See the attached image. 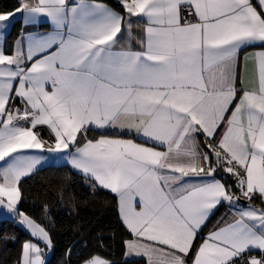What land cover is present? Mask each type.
<instances>
[{"label": "snow or ice", "instance_id": "obj_1", "mask_svg": "<svg viewBox=\"0 0 264 264\" xmlns=\"http://www.w3.org/2000/svg\"><path fill=\"white\" fill-rule=\"evenodd\" d=\"M120 6L20 0L0 13V208L51 248L49 232L17 205L20 181L46 159L29 150L58 154L93 188L116 195L133 237L126 256L264 264V0ZM17 14L25 31L6 52L4 32ZM250 47L260 50L241 63ZM224 204L231 216L197 245ZM19 264H45L37 243L23 244ZM84 264L110 262L96 255Z\"/></svg>", "mask_w": 264, "mask_h": 264}, {"label": "trees", "instance_id": "obj_2", "mask_svg": "<svg viewBox=\"0 0 264 264\" xmlns=\"http://www.w3.org/2000/svg\"><path fill=\"white\" fill-rule=\"evenodd\" d=\"M105 2L117 6L113 0ZM18 6V0H0V13L14 11ZM15 35L16 22L5 38V48ZM98 134L91 131L89 138ZM223 181L235 183L227 174H223ZM19 186L22 196L18 210L41 222L49 232L53 250L46 264H81L96 255L110 264H146L143 259L124 257V242L131 235L119 219L115 196L93 188L90 180L66 164L40 167L22 179ZM233 191L239 193L235 188ZM252 203L262 206L259 198ZM25 235L14 221L0 220V264L19 263L20 242Z\"/></svg>", "mask_w": 264, "mask_h": 264}, {"label": "crops", "instance_id": "obj_3", "mask_svg": "<svg viewBox=\"0 0 264 264\" xmlns=\"http://www.w3.org/2000/svg\"><path fill=\"white\" fill-rule=\"evenodd\" d=\"M114 2L117 3V6H113L111 3L109 2H106L109 4L110 7H113L115 10L117 11H120L121 10V6H120V0H113ZM20 2V0H18V3ZM16 22V35L14 37V39L8 44V46L5 48V38L7 36V34L9 33V31L11 30L12 26H13V23ZM49 29L47 28H44V29H41V31H48ZM25 31V26L23 24V20H22V15L21 14H17L15 20L11 21V26L8 28V31L7 33H4V36H3V40H2V43H3V47L5 49V51L7 52L9 50V48L11 46H13L15 44V41L21 36V34ZM260 50L259 47H255V48H248L246 49L244 52H241V63H243V57L246 53H250V52H253V51H258ZM251 68V65L249 64V69ZM37 131L40 133V136L44 139V140H47L49 142H52L53 140V137H52V134L50 133V131L47 129L46 126H38V129ZM95 132H98L97 130H93ZM120 138H125V139H135V136L133 134H128V135H125L123 133H119L117 132L116 133ZM30 154H35V155H44L46 157L45 161L42 162L41 165H49V164H52V165H60V164H66L71 170H73L75 173L81 175V176H84L82 173L78 172L77 170L73 169L71 167L70 164L67 163L66 160L64 159H60L58 154H49L47 152H43L41 153L39 150H29ZM40 165V166H41ZM38 168V167H37ZM85 177V176H84ZM100 188V187H99ZM102 189V188H100ZM109 193H111L109 190H106V189H103ZM112 195L115 196L116 198V203H117V210H118V215H119V219L122 223V225L124 226V228L126 229V231L130 234V232L127 230L126 226L123 224L122 222V219H121V216H120V213H119V204H118V198L116 197L115 194L111 193ZM236 195H239V193H237ZM245 202V203H243ZM248 204V201L246 200H241V205L240 206H246ZM232 209L229 208V206L227 204H224V205H221L218 207L217 210H214V214L210 216L209 220L207 221V226L203 228V231L199 233L198 237H197V240H196V244L198 245L199 243L202 242V238L206 237L208 232L211 231L214 226L222 220V218H227V217H230L231 214H232ZM131 235V234H130ZM133 237L131 236L130 239H132ZM126 247H125V254H126ZM250 255H257L259 256L260 253L258 251H254L252 253H250ZM125 259L126 260H135V259H143L145 260V258H142V257H137L135 255H131V256H126L124 255ZM145 263H146V260H145Z\"/></svg>", "mask_w": 264, "mask_h": 264}, {"label": "rangeland", "instance_id": "obj_4", "mask_svg": "<svg viewBox=\"0 0 264 264\" xmlns=\"http://www.w3.org/2000/svg\"><path fill=\"white\" fill-rule=\"evenodd\" d=\"M8 29L5 30L4 33H7ZM50 165V164H49ZM45 165H38L37 167L40 168V167H43ZM36 168V169H38ZM35 169V170H36ZM34 170V171H35ZM33 171V172H34ZM28 177V176H27ZM25 178V177H24ZM22 178V179H24ZM19 205V204H18ZM17 205V207H18ZM28 216V215H27ZM30 217V216H29ZM31 219L35 220L37 223H40L41 226L42 223L39 222L38 220H36L35 218L33 217H30ZM2 219H7V220H10V221H14L15 224L26 234L24 237H22L21 239V242H20V254H19V262H20V259H21V253H22V246L25 242H28V241H31L33 243H37L38 246L42 249V259H44L45 261V264L46 262L50 259V257L52 256V250H53V244L51 245V248H48L46 247L45 243L43 241H40L38 240V238H35L31 235L30 233V230L27 229V227L25 225H23L21 222H20V217L18 215H15L13 213H9L6 209L4 208H0V220ZM44 227V226H43ZM102 257V256H101ZM104 258V257H102ZM106 259V258H104ZM107 260V259H106ZM19 264V263H18ZM81 264H84V262H82Z\"/></svg>", "mask_w": 264, "mask_h": 264}, {"label": "water", "instance_id": "obj_5", "mask_svg": "<svg viewBox=\"0 0 264 264\" xmlns=\"http://www.w3.org/2000/svg\"><path fill=\"white\" fill-rule=\"evenodd\" d=\"M243 203H245V202H243Z\"/></svg>", "mask_w": 264, "mask_h": 264}]
</instances>
